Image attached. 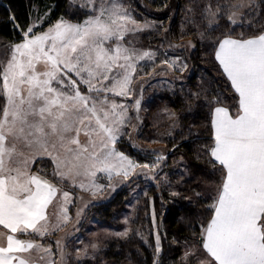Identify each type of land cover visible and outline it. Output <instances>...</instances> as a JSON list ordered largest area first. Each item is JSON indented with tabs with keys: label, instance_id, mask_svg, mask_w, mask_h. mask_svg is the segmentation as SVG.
<instances>
[{
	"label": "snow or ice",
	"instance_id": "1",
	"mask_svg": "<svg viewBox=\"0 0 264 264\" xmlns=\"http://www.w3.org/2000/svg\"><path fill=\"white\" fill-rule=\"evenodd\" d=\"M84 6H91V13L82 23L61 19L40 34L29 27L12 46L10 58L0 61V226L8 230L0 264H33L23 255L33 250L51 255L50 247L16 235H49L46 210L60 191L30 171L36 153L51 158L52 175L60 183L71 177L72 186L93 195L105 187L98 180L127 179L137 168L154 170L164 158L157 155L151 165H140L117 148L130 135L123 129L131 118L128 106L108 97H130L138 64L154 60L153 52L126 42L130 33L150 25L139 24L120 0H87ZM247 7L244 0L229 3V23L236 26L238 14ZM221 11L219 4L203 7L213 31ZM214 56L236 94V112L219 106V97L213 99L218 106L213 109L214 142L207 153L222 178L209 206L214 214L200 232L206 259L197 257V264H264V30L250 38L241 34L217 39ZM41 63L42 72L37 70ZM162 63L169 69L187 67L169 59ZM80 85L87 87V94ZM140 104L136 99L137 113ZM81 133L87 137L85 144ZM76 178H81L78 183ZM69 197L68 191L62 192L64 203ZM60 218L68 219L64 207L54 227ZM115 235L126 237L128 230ZM155 250H161L159 234ZM195 251L185 256H195Z\"/></svg>",
	"mask_w": 264,
	"mask_h": 264
},
{
	"label": "trees",
	"instance_id": "2",
	"mask_svg": "<svg viewBox=\"0 0 264 264\" xmlns=\"http://www.w3.org/2000/svg\"><path fill=\"white\" fill-rule=\"evenodd\" d=\"M244 1L249 7L241 19L242 23L240 21L234 26L228 21L227 5L236 0H124L138 20H152L165 25L161 30L168 49L175 48L185 40H190L195 45L194 51L186 55L190 74L188 84L193 90L200 89V95L192 98L189 104L184 103L178 95L169 98L175 109L182 111L178 120V128L182 133L180 130L176 133L181 139L175 137L168 141L169 147L174 148L167 158L171 162L169 168L172 183L162 184V187H167L161 193L155 187L146 188L143 184L133 220V231L125 238L107 240L99 254L94 259H87L85 264H155L154 229L150 228L153 225L149 204L151 196L154 197L156 220L165 232L162 237L164 250L160 264H197V257H185V251L193 244L198 246L200 232L214 214L209 206L217 195L222 178L219 166L213 168L207 153L214 142L212 114L214 107L218 106L212 101L219 97L222 101L219 106L228 107L232 111L236 109V94L215 60V42L227 35L237 38L243 34L245 38H250L264 30V0ZM207 4H211L213 8L219 4L222 8L216 18L214 31L208 26V18L203 13V7ZM68 6V0H0V61L6 62L10 58L12 45L22 40V34L31 26L33 18H39L49 10L51 12L50 19L35 31L46 28L59 16L73 21L81 20L84 14L78 11L71 17ZM249 23L253 25L251 28ZM201 33L204 34L203 38ZM153 34L156 33L144 36L143 42L150 44L158 40ZM165 71L167 70L163 73H168ZM135 112L133 108V113ZM135 119L137 123L141 120L140 117ZM120 149L140 164L149 162L145 155L138 156L133 152L131 146H121ZM179 159L187 166L184 174L177 171ZM47 163L52 170L51 162ZM41 175L57 184V179L49 171ZM131 199V187H123L106 204L94 205L91 213L92 218H95L94 224L99 227L117 226ZM149 234L150 244H147L145 238ZM200 253L205 254L201 249L197 254ZM101 259L105 261L101 262ZM187 259L188 262L182 261Z\"/></svg>",
	"mask_w": 264,
	"mask_h": 264
},
{
	"label": "rangeland",
	"instance_id": "3",
	"mask_svg": "<svg viewBox=\"0 0 264 264\" xmlns=\"http://www.w3.org/2000/svg\"><path fill=\"white\" fill-rule=\"evenodd\" d=\"M68 2L69 15L72 17L75 15L74 13L80 11L84 14L81 20L73 21L65 16H59L46 28L35 31L37 27H41L48 19H50L51 12L49 10L43 16L33 18L30 27H33L34 31L37 34H40L47 31L52 25L61 19L73 24H79L82 23L87 18V15L91 13V6H84L87 4V0H68ZM120 2L132 13L133 18L139 24L144 25L147 23L150 25L146 30L130 33L126 37V42L130 40L132 42L131 46L141 50H149L153 52L155 56L152 61H141L138 64L137 71L132 78L130 97H117L108 94L110 101L115 100L118 104L122 103L128 106V116L131 118L130 123H128L123 129L124 132L130 135H124L117 144V148L121 150V146H131L133 152L137 153L138 156L145 155L148 157L147 161H149L148 164L150 165L156 161L157 155H162L164 158L158 162V166L154 170L151 168L148 170L137 168L127 179H125L123 175H120L114 176L110 181L108 179L98 180L97 183L103 184L105 187L96 191L95 195H93L92 191H83L78 187L72 186L71 177L63 183H60L59 178L55 177L57 179L56 186L60 191L57 193L52 204L48 207L49 235L45 237L29 236L30 240L43 245L45 249L50 247L51 255L42 251L33 250L28 254V258L31 261L37 260L43 264H47L49 261H53L54 264H85L87 259H94L95 256L99 254L106 245L105 243L107 240L112 238H125L117 236L115 233L128 230V235H130L133 231V220L135 219L137 211L136 206L139 205L140 202V192L143 189V184L146 188L155 187L158 193H161L162 190L167 187H162V184L170 185L172 183L169 168L171 162H169L167 158L174 148L169 147L168 141L175 137L176 139H181L179 136H176V133L180 130L178 128V120L182 111L176 110L174 103H171L169 98H175L178 95L184 103L186 102L189 104L192 98L200 95L198 93L200 92V89L194 88L193 90L188 84L190 74L188 73L189 67L186 61V55H190L194 51L195 45L190 40H185L182 42L179 41L181 43L175 46V48L168 49L165 46L163 31L161 30V28L165 27L163 23L152 20H138L124 0H120ZM246 11L247 8L241 9L243 15ZM243 15L241 16L238 14L236 18L237 23L241 21ZM129 26L131 27V25ZM151 32L157 34L153 35L158 37V40L153 41L150 44L143 42L142 38ZM17 42H21V40ZM165 59L176 61L178 64H186L187 67L183 70L169 69L167 64L162 63ZM37 70L41 72L45 70L43 63L37 65ZM164 70H167L165 72L168 73H163ZM141 88L144 89L140 91ZM80 89L83 94H87L86 86L80 85ZM136 99H140L141 104L139 112L136 114V111L134 114L133 108H135L134 105ZM173 113L174 115H172ZM137 115L141 118L139 123H137L135 119ZM190 128L193 129L192 126H190ZM180 133H182V130H180ZM79 139L81 144L87 143V137L84 136L83 133H81ZM153 141H155V143ZM148 153H151L152 155H149ZM35 155L38 158L35 160V163L31 165L30 171L34 174H41L45 171H49L52 174L54 165L51 158L42 153H36ZM64 155L65 154L61 152V158H64ZM47 161L51 162L53 167L52 170L48 167ZM143 164L144 163H141L140 165ZM178 164L177 171L179 174L186 173L187 166L184 161L179 159ZM38 169L40 170L39 172ZM76 179L78 183L81 178ZM123 187H131L132 199L127 211L121 218L120 223L114 227H99L94 224L95 218H92L91 216V213L94 210V205L106 204ZM63 191L69 192V203H64L62 198ZM144 191L145 193L147 192V190ZM149 204L151 210L150 214L153 221V225L150 226V228L154 229V246L156 244V235L159 234L160 236L161 250L159 253H156L155 250V264H160V257L164 250L162 246V237L165 236V232L159 221L156 220V217L154 223L153 214L155 215V211L153 196L149 197ZM61 207L67 209L68 219L65 221L60 218L59 227H54L57 224V218ZM150 238L149 234V236L145 238V243L150 244ZM199 241L198 246L193 244V246L187 247L185 253L189 252L190 249L195 248V256L203 261L206 259V253L197 254L200 250ZM57 242H59V245H57ZM92 245H96V247L93 248ZM189 256H191V254L187 257ZM41 257H43V259H41ZM100 261L104 262L105 260L101 259ZM182 261L188 262V259ZM104 264H107V262H104Z\"/></svg>",
	"mask_w": 264,
	"mask_h": 264
},
{
	"label": "crops",
	"instance_id": "4",
	"mask_svg": "<svg viewBox=\"0 0 264 264\" xmlns=\"http://www.w3.org/2000/svg\"><path fill=\"white\" fill-rule=\"evenodd\" d=\"M229 110H230V108H229ZM235 112H236V109L234 110V111H232V110H230V113L231 114H235ZM212 119H213V114H212ZM212 134H213V138H214V129H213V126H212ZM32 172V171H31ZM33 173V172H32ZM34 174V173H33ZM38 175H41V174H38ZM42 176V175H41ZM43 178H45L44 176H42ZM45 179H47V178H45ZM49 180V179H48ZM50 181V180H49ZM50 182H52V181H50ZM53 183V182H52ZM55 184V183H54ZM47 211H48V208H47V210H46V213H47ZM47 217H48V215H47ZM0 233H3L4 235H0V246H6V235L8 234V230H5V229H3V227L2 226H0ZM17 236H18V238H20V239H23V240H30V235H20V234H16ZM29 253H25V254H23L24 256H25V258H27V259H29L28 258V255ZM33 261H35V262H33V264H43V263H41V262H39V261H37V260H33ZM47 264H49V263H47Z\"/></svg>",
	"mask_w": 264,
	"mask_h": 264
}]
</instances>
